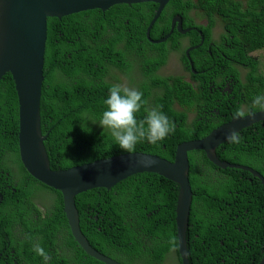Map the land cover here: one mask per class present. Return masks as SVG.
I'll use <instances>...</instances> for the list:
<instances>
[{
	"label": "trees",
	"instance_id": "16d2710c",
	"mask_svg": "<svg viewBox=\"0 0 264 264\" xmlns=\"http://www.w3.org/2000/svg\"><path fill=\"white\" fill-rule=\"evenodd\" d=\"M244 3L169 0L150 28L149 38L159 39L169 31L173 16L180 15L183 25L193 20L189 14L192 8L203 13L208 26L214 17L220 18L223 38L229 44L226 65L242 84L230 85L232 94L224 103L226 118L200 127V115L186 118V113L195 107L200 94L204 101L210 90L193 93L180 77L155 73L167 61L166 44L180 36L173 31L166 42L152 43L147 39L145 30L156 3H120L104 11L95 8L61 18L47 17L40 128L46 134L43 143L50 168L64 169L124 153L114 144L108 129L85 122L83 117L88 114L98 120L106 107L103 100L109 86L120 81L111 69L121 66L126 55L145 75L130 80L145 102L136 113L137 121L143 120L145 109L158 107L175 125L162 141H140L135 151L172 161L178 143L200 138L220 123L248 113L247 109L241 110L243 105L251 106L252 111L260 109L251 101L263 85L257 81L264 80V55L257 60L248 53L264 49V0ZM135 61L140 62L138 68ZM233 63L237 65L232 67ZM17 132V95L11 75L5 73L0 80V169L7 170L6 166L13 163L23 177L12 194L0 176V229L13 228L11 224L23 221L22 227L31 233L30 240L18 242L13 234L2 233L0 246L4 245L1 237L9 238L19 257L29 256L33 264H43L33 250L37 244L48 254L47 264H104L87 255L74 240L60 191L36 180L23 167ZM261 133V122L243 128L236 133L235 141L228 139L217 146V157L229 163H247L245 160L257 150ZM188 160L193 193L185 234L189 263L257 264L264 252L262 186L247 171L216 166L201 150L189 151ZM39 188L52 192L40 206L31 197ZM178 188L174 181L143 171L109 189L97 187L80 192L74 196L80 229L94 248L122 264H182L175 224ZM22 262V258L17 260V264Z\"/></svg>",
	"mask_w": 264,
	"mask_h": 264
},
{
	"label": "water",
	"instance_id": "95a60500",
	"mask_svg": "<svg viewBox=\"0 0 264 264\" xmlns=\"http://www.w3.org/2000/svg\"><path fill=\"white\" fill-rule=\"evenodd\" d=\"M157 4L149 21L145 35L152 43L167 40L173 32L184 33L181 16L171 18L170 29L159 39H150L149 31L169 0H0V80L5 73L12 77L18 103V153L25 170L41 183L60 191L63 212L77 244L96 260L104 264H122L114 258L99 252L82 233L74 196L88 189L111 188L117 182L143 171L156 173L178 184L175 205L177 252L182 264H190L187 256L189 207L192 189L188 173V152L201 150L207 159L225 168L245 169L262 177L251 167L220 160L216 155L219 144L228 140L232 131L238 133L245 127L264 119V110L250 111L237 115L212 128L206 135L180 142L176 146L172 161L150 153L135 151L121 153L94 160L81 165L53 170L49 166L43 141L46 134L40 128V97L43 76L44 52L47 34V17L62 16L88 9H108L114 4L140 2ZM258 264H264V252Z\"/></svg>",
	"mask_w": 264,
	"mask_h": 264
},
{
	"label": "flooded vegetation",
	"instance_id": "af4514ba",
	"mask_svg": "<svg viewBox=\"0 0 264 264\" xmlns=\"http://www.w3.org/2000/svg\"><path fill=\"white\" fill-rule=\"evenodd\" d=\"M244 1L245 0H240L243 5L245 4ZM189 14L193 17V20L186 21L184 25L181 20L182 29H187L184 33L176 31V25H174L173 31L180 36L172 39L166 44L165 50L167 61L164 66L156 69L155 73L158 75H166L168 77L172 75L180 77L183 81L189 84L191 90L194 91L193 93L201 92L205 88L210 90L211 93L205 97L204 101L200 98V94L197 99L198 102L195 104L196 108L192 107V110L186 113L188 118L193 117L198 113L201 119H199L200 122L197 126L200 127L203 123L218 122L219 120L226 118L227 104L224 105V103H227L228 95L232 94V88L230 85L238 84L241 86L242 82H239L236 75L229 71L228 66L226 65L229 57V44L226 39L223 41L224 28L220 18L214 17L213 23L208 26L209 22L206 23V17L199 9L192 8ZM204 26L205 28H203ZM171 55H173L172 67L174 70L169 71L168 64ZM135 62L138 68L140 62ZM233 66L234 63L232 64V67ZM111 71L119 75L120 81L118 83L122 87L133 88L135 83L130 82L132 77L138 76V78H142L145 76L132 65V61L128 55L122 59L121 66H115ZM238 75L241 76L240 73H238ZM109 81L114 82L112 79H109ZM238 90H240V88H238ZM231 97H234V95ZM220 104H222V106ZM179 107L180 106H177V108ZM245 109H247L248 112L252 111L251 106L247 107L246 105H243L241 110ZM258 140L259 143L257 144V149L264 146V133L259 135ZM6 162H8V160ZM248 162L256 163V160L249 159ZM231 163L246 165L244 161ZM257 167L264 171V165H257ZM6 168L7 170L0 169V176H3L2 181L6 182V188L10 189L13 194L15 193L16 186L19 185L23 174L20 172V168L13 163L6 166ZM51 196L52 192L39 188L36 189V194L31 197H34V204L40 206L42 200L46 201ZM1 199L2 195L0 193V201ZM22 225H24L23 221L16 222L15 225L11 224L13 228L0 229V234L3 233L4 236H7L9 232L14 235L16 242L22 239L30 240L31 230L22 227ZM1 241L4 245L2 247L0 246V264H17V260L20 258L23 259L21 264H33L31 257H19L18 252L10 246L9 238L1 237Z\"/></svg>",
	"mask_w": 264,
	"mask_h": 264
},
{
	"label": "clouds",
	"instance_id": "9594fccd",
	"mask_svg": "<svg viewBox=\"0 0 264 264\" xmlns=\"http://www.w3.org/2000/svg\"><path fill=\"white\" fill-rule=\"evenodd\" d=\"M223 41H225L224 38ZM261 50L264 49L251 51L248 54L258 60L261 55H264V53H258ZM236 65L237 63H234V67ZM260 82H262L263 85L259 87L258 95L252 99L251 103L258 106L260 108L258 110L261 111L264 110V80L257 81L258 84H260ZM252 93L255 94L256 92L253 91ZM144 103L142 93L137 89L122 87L120 84H113L109 86L107 95L103 100V104L106 107L99 115L98 120L88 114H85L83 118L85 122L91 121L93 123H98L102 128L108 129L114 144L117 145L122 152L131 154L135 151L138 142L147 141L148 143L155 144L171 134L175 128L174 123L163 111H160L158 107L145 109L146 115L143 120L138 122L136 113L141 109ZM258 122L264 125V119ZM227 138L230 141H235L237 139L235 131L230 132ZM249 159L256 160V163L248 162ZM249 159H247V163L244 166H249L254 169L264 180V171L257 167V165H264V146L259 147ZM249 163H251V165ZM242 170L247 171L251 177L257 180L262 186V194L264 195V184L261 178L253 175L248 170ZM185 234H187V232H185ZM33 250L42 258L43 264H47L49 257L46 251L38 244L33 245Z\"/></svg>",
	"mask_w": 264,
	"mask_h": 264
},
{
	"label": "rangeland",
	"instance_id": "374dc122",
	"mask_svg": "<svg viewBox=\"0 0 264 264\" xmlns=\"http://www.w3.org/2000/svg\"><path fill=\"white\" fill-rule=\"evenodd\" d=\"M258 53H260V54H263L264 53V50L263 51H259ZM170 61H169V64H168V69H169V71H172V70H174V68L172 67V58H173V55H171L170 56ZM191 88V87H190ZM188 116L186 115V118H187ZM190 118H192V117H190Z\"/></svg>",
	"mask_w": 264,
	"mask_h": 264
}]
</instances>
